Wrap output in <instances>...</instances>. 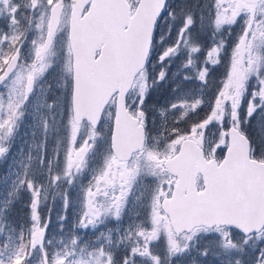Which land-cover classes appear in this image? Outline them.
<instances>
[{"label": "snow or ice", "instance_id": "1", "mask_svg": "<svg viewBox=\"0 0 264 264\" xmlns=\"http://www.w3.org/2000/svg\"><path fill=\"white\" fill-rule=\"evenodd\" d=\"M0 264H264V0H0Z\"/></svg>", "mask_w": 264, "mask_h": 264}, {"label": "rangeland", "instance_id": "2", "mask_svg": "<svg viewBox=\"0 0 264 264\" xmlns=\"http://www.w3.org/2000/svg\"><path fill=\"white\" fill-rule=\"evenodd\" d=\"M85 183H86V178H85Z\"/></svg>", "mask_w": 264, "mask_h": 264}]
</instances>
